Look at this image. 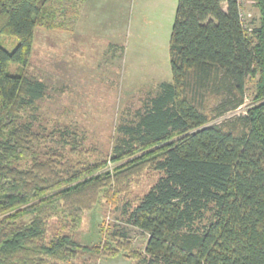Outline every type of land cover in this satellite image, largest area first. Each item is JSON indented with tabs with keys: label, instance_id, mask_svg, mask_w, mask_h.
I'll list each match as a JSON object with an SVG mask.
<instances>
[{
	"label": "trees",
	"instance_id": "obj_1",
	"mask_svg": "<svg viewBox=\"0 0 264 264\" xmlns=\"http://www.w3.org/2000/svg\"><path fill=\"white\" fill-rule=\"evenodd\" d=\"M254 4L259 25L249 27L241 0H177L171 79L118 125L110 173L75 145V162L42 158L45 134L29 120L46 92L25 73L35 31L72 30L79 1L0 0V36L18 39L0 45V264L69 262L79 249L115 255L79 244L65 222L76 229L101 194L114 202L145 169L160 175L125 218L148 235L139 264H264V0ZM251 80L244 112L214 121L245 103ZM52 216L64 222L46 239Z\"/></svg>",
	"mask_w": 264,
	"mask_h": 264
},
{
	"label": "rangeland",
	"instance_id": "obj_2",
	"mask_svg": "<svg viewBox=\"0 0 264 264\" xmlns=\"http://www.w3.org/2000/svg\"><path fill=\"white\" fill-rule=\"evenodd\" d=\"M78 1L79 14L72 30L38 27L35 31L25 73L41 79L46 92L34 103L29 120L45 134L38 148L42 158L53 154L62 156L63 163L75 162L78 155L69 149L75 145L85 148L90 158L105 159L96 172L112 173L115 163L110 153L119 135L118 125L134 120L146 98L158 91L161 82L171 79L168 44L177 0ZM241 15L249 27L259 25L254 0H241ZM17 42L14 36H0V45L8 50ZM247 87L245 103L214 121L244 112L252 80ZM159 175L145 169L122 186L114 202L101 194L99 202L82 213L76 229L65 222L63 231L79 244L100 249L110 245L115 255L79 249L75 259L57 264H139L137 255L145 254L148 235L127 224L125 218ZM63 222L59 216L50 217L45 238Z\"/></svg>",
	"mask_w": 264,
	"mask_h": 264
}]
</instances>
